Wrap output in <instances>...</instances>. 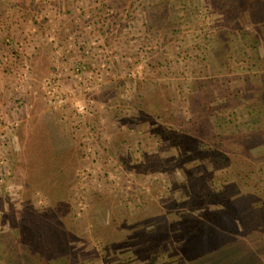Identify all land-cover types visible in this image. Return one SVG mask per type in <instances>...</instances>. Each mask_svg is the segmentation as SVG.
I'll list each match as a JSON object with an SVG mask.
<instances>
[{
	"label": "rangeland",
	"instance_id": "374dc122",
	"mask_svg": "<svg viewBox=\"0 0 264 264\" xmlns=\"http://www.w3.org/2000/svg\"><path fill=\"white\" fill-rule=\"evenodd\" d=\"M211 222L264 263V0H0V264H188Z\"/></svg>",
	"mask_w": 264,
	"mask_h": 264
},
{
	"label": "trees",
	"instance_id": "16d2710c",
	"mask_svg": "<svg viewBox=\"0 0 264 264\" xmlns=\"http://www.w3.org/2000/svg\"><path fill=\"white\" fill-rule=\"evenodd\" d=\"M225 214L229 217L231 216L230 212L226 211ZM232 221L234 223L237 222L235 218ZM203 229L202 231L197 230L194 232V242L197 243V250H200V252H198L197 257H190L188 260L190 264H249L244 260L246 259L245 256L240 257V254L235 256L233 250H227V244L221 239L223 236L222 226L211 222L203 226ZM220 240H222L221 244H219ZM231 251L233 253H230ZM263 252L262 254H264ZM253 255L254 253L252 252L250 255L252 256V259L250 258L251 262H254V264H264L263 258H259L258 255H254L255 258H253ZM35 258L31 257L30 264H32V261H36Z\"/></svg>",
	"mask_w": 264,
	"mask_h": 264
},
{
	"label": "built area",
	"instance_id": "2783aa9c",
	"mask_svg": "<svg viewBox=\"0 0 264 264\" xmlns=\"http://www.w3.org/2000/svg\"><path fill=\"white\" fill-rule=\"evenodd\" d=\"M80 78V74L78 75ZM52 81L49 82V86H48V92L49 94H51V96L55 99L56 103L63 105V103L65 102V100L63 98H61L60 96H56L55 93L57 91L56 85L54 83H51ZM80 113H84L86 111V106L85 105H81L79 106V110Z\"/></svg>",
	"mask_w": 264,
	"mask_h": 264
},
{
	"label": "crops",
	"instance_id": "0c3cea01",
	"mask_svg": "<svg viewBox=\"0 0 264 264\" xmlns=\"http://www.w3.org/2000/svg\"><path fill=\"white\" fill-rule=\"evenodd\" d=\"M11 24H12V21H11L10 23L7 22L4 26H7V27H10V26H11V28H12V29H11L12 32H14V33L16 32V33H18V35H19V32H18V31H19V29H18V22H17V23L15 22V25H14V24L11 25ZM15 27H17V29H15ZM6 31H7V32H10V29H7ZM20 31H23V29L20 30ZM10 33H11V32H10ZM23 36H25V35H23ZM23 36H20V37H23ZM17 39L19 40V39H21V38H17Z\"/></svg>",
	"mask_w": 264,
	"mask_h": 264
}]
</instances>
